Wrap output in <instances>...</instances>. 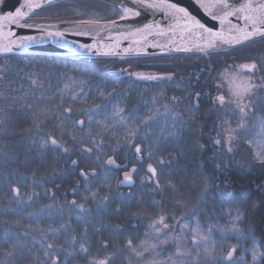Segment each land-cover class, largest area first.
Segmentation results:
<instances>
[{
  "label": "trees",
  "instance_id": "16d2710c",
  "mask_svg": "<svg viewBox=\"0 0 264 264\" xmlns=\"http://www.w3.org/2000/svg\"><path fill=\"white\" fill-rule=\"evenodd\" d=\"M77 4L56 3L59 9L69 10L61 13L57 7H46L41 15L60 22L66 20L68 14L77 16L80 9ZM87 4L95 8L94 11H99L97 5L109 7L93 0ZM110 19L117 17L105 20ZM253 45L256 49H251ZM231 52H237L235 56L241 62H250L249 58L262 61L264 44H248ZM121 61L123 59H70L29 54L0 57V69L6 71L0 73L4 77L0 79V93L4 94L0 98V108L4 109L0 112L3 121L0 123V258L14 244L32 247L34 239L35 248L39 249L40 233L29 231L30 227L35 226L38 218L41 228H58L59 208L65 199L74 198L71 189L83 190L79 169H95L96 176L89 178V187L99 198L107 197V201L99 205V211V200H89L86 205L91 210L88 239L92 256L98 253L96 243L104 241L108 247L99 250L100 257H111L110 264H136L137 255L132 248L142 244L148 223L161 216L169 225L189 216L198 217L201 222L212 221L217 216L224 224L223 214L233 210L238 212V226L245 243L258 247L260 264H264V164L253 159L250 149L241 140L230 144L231 152L223 149L215 128L218 111L207 106V97L200 96L201 104L194 108V91L145 88L142 80L131 78L115 66ZM33 80L37 83L33 84ZM184 93L190 97L192 114L189 116L170 99H185ZM114 106L123 109L121 115L129 124H136L140 136L147 134L149 141H157L161 148L167 149L160 152L171 161L163 167V175L159 177L161 188L167 189L162 193L154 190L144 170L134 163L133 150L126 146L124 139V126L117 124L118 118L112 116ZM100 108H104L103 113ZM65 109L70 112H64ZM79 120H84L83 132L79 130ZM97 121L113 126L102 131ZM89 131L91 139L103 143L92 153H85L82 149L90 146ZM46 133L62 139L70 152L44 151L32 144L33 139ZM217 139L221 140V145L214 143ZM113 150L118 154L114 155ZM108 156H113L117 164L126 165L129 171L134 166L137 168L131 187L121 186L125 169L107 165ZM26 159L28 164L24 163ZM72 160L79 165L75 171ZM13 187H19L25 197L33 192L40 196L31 202L17 203L11 191ZM52 193L56 201L49 210L44 206L53 203ZM49 211L52 215L47 214ZM75 211L78 210L65 206L63 220L68 221L71 216L72 227L79 237L81 227L75 219ZM93 225L100 228V232H95ZM25 232L28 235H24ZM129 239L131 247L127 244ZM59 243H64V239ZM73 264H85V261L77 259Z\"/></svg>",
  "mask_w": 264,
  "mask_h": 264
},
{
  "label": "snow or ice",
  "instance_id": "6c2138e0",
  "mask_svg": "<svg viewBox=\"0 0 264 264\" xmlns=\"http://www.w3.org/2000/svg\"><path fill=\"white\" fill-rule=\"evenodd\" d=\"M107 3L108 0H102ZM195 4L199 9H202L204 14L209 16L213 21H219L221 25L220 30L214 31L212 28L207 27L201 22L190 10L186 7L179 6L177 3L170 2V0H131V4L127 0H117V3L111 4L112 10L116 13L120 21L129 20L131 18H139L146 12L162 14L163 19L161 21H153L152 23H144L142 27L135 28L134 31L127 33H120L119 35L128 38L133 37L131 44L136 45V48H124L122 52L124 54L135 53L136 56L141 55V47L147 44L148 47L153 48H169V50H175L176 52H192L194 49L196 52L203 54L204 56L211 57L217 54L218 50H221L223 46H228L230 50H236L239 47H246L248 44H264V0H194ZM43 7H57L56 0H41V2H35V0H25L23 4L15 9V12H8L6 14H0V54L7 56L13 53L14 47H20L22 44H29L35 42V37H21L19 42L12 41L9 38L14 35L11 31V25H15L17 28H38L40 31L45 30V26L34 25L28 23L32 17L30 13H34L36 9ZM27 9V11H25ZM80 14L83 15V11L80 10ZM236 17L237 19L243 20V26L232 25L229 18ZM101 19L102 18H90L80 19L75 21L79 24L93 25L97 35L101 31ZM116 19H110L103 25V30L109 31V26L117 25ZM166 25V26H165ZM227 25V28L224 26ZM54 27V26H52ZM7 29V31H6ZM179 32L180 39L183 40L187 37H194L195 39L190 43L183 46H178L177 41L174 37ZM171 33V35H169ZM79 34H87L81 32ZM64 33L60 31H48L47 37L63 40ZM149 37H167V41L161 43L156 40H149ZM111 39V37H109ZM3 41H8L4 43ZM95 45L80 44L79 48L85 53H90ZM109 51H105L103 55L108 56L114 53V49L119 48V43L114 45H108ZM100 54L99 50L96 52ZM250 59V62L239 65L241 73H247L246 76L232 75L230 76V87L228 91V97L224 94L215 97V103L217 107L223 108L228 105H234L233 112L239 113L241 119L248 116L249 111L253 107L251 97L254 94L252 89L254 87L264 88V78H261L259 84L253 79L257 73L264 72V62ZM122 72L126 73L130 77H135L136 80L142 81H159L163 79H171V76L163 77L156 75H146L142 73L132 72L128 69H122ZM235 72V69H233ZM3 69H0V73ZM3 75H0V79H3ZM33 84L37 83L36 80L32 81ZM110 94V93H109ZM4 96L0 93V98ZM199 96V94H197ZM177 98L173 97L175 101ZM246 100L248 102H246ZM107 107V106H105ZM4 109L0 108V112ZM100 113L104 112V108H100ZM64 112H70V109H65ZM123 109L114 106L112 116L118 118L117 124L124 126L126 146L133 150L132 159L135 164H139L144 170L147 176L148 182L154 184V190L163 192L166 188H161L159 177L163 175V167L168 165L170 159H165L160 155V152L166 151L167 149L161 148L157 141H149L147 134L140 136L139 128L135 123L129 124L125 117L121 115ZM44 114V113H42ZM64 113H60L63 115ZM0 123H3L0 120ZM143 123H146L144 121ZM102 131H107L113 125L111 123H105L103 121H97ZM79 130L83 132L84 120L78 121ZM39 128V124L36 125ZM89 127H91V120H89ZM260 132L256 141H249V143H255L257 151L255 153V159L264 164V119L259 121ZM87 135L90 137L88 143L89 147L82 149L85 153H92L94 148H100L103 141L97 142L95 139H91L92 132L89 131ZM99 135V133H97ZM76 140L75 137L72 138ZM231 137H229V141ZM83 140H81V143ZM216 145H221V140L217 139L214 141ZM32 144L38 145L41 150L51 149L53 151L69 153L70 149L65 146L62 139L56 138L52 133H46L45 135L39 136L32 140ZM228 152H231V147L227 148ZM113 154L117 155L116 150H113ZM99 160V157H97ZM29 160L24 161L28 164ZM74 166L73 171L79 168L76 160L71 161ZM105 163L116 169L124 168V179L121 181L122 184L131 185L133 183V173L137 172V168L134 166L130 171L127 170L126 165L117 164L116 159L113 156H108ZM146 165V168L144 166ZM155 165V166H154ZM158 168L160 171L158 172ZM35 175V173H33ZM55 175V173H54ZM79 175L83 179V190L79 187L71 189L74 198L72 200L65 199L64 205L58 210V215L61 216V223L58 228L49 226L47 229L41 228L37 222L34 227H30L29 231H37L40 233V248L36 249L35 244L37 241L33 240V246L28 247L22 244H14L10 249L6 250L0 258V264H73V261L77 259H83L85 264H110L111 257L105 255L100 257L99 250H105L108 244L104 241H98L95 247L98 249L96 256H92L91 248L92 244L88 239L89 235V217L91 210L86 206L89 200L93 202L99 200V205L105 204L107 197L99 198L97 192H94L89 187L91 180L90 177L96 176L95 169H79ZM144 182V181H142ZM79 185V181L77 182ZM59 187V185H56ZM14 194L13 198L17 203H23L25 200L31 202L34 197H39L40 193L33 192L28 194L26 197L21 194L19 187H13L11 189ZM48 194V190H46ZM53 203L44 206L51 210L55 206L56 197L52 193L50 195ZM159 203V202H156ZM75 211V219L81 227V233L79 237L75 234L76 230L72 227L71 216L68 221L63 220L64 207ZM155 206V204L153 205ZM48 215H52L49 211ZM31 216H36V213H30ZM238 218V217H237ZM182 229L188 225L183 221H180ZM161 225L162 228L167 229L170 225L166 222L165 218L161 216L158 220L150 224V228L153 232L157 233V239H160L161 228L157 227ZM118 227V226H117ZM95 232H100V228H96L93 225ZM194 235H200L199 224L193 230ZM24 235H28L25 232ZM163 239H160V243H166L168 239V233H163ZM61 238L64 239V243H59ZM238 238H242L239 236ZM200 239H205L203 235H200ZM195 243V240L193 241ZM129 247L132 246V240L127 241ZM67 245V247H65ZM155 248L156 245H152ZM132 251L139 257H143L144 253L148 251L143 245L140 248H132ZM235 249L228 251L226 260L231 261ZM159 255V253H157ZM253 259L259 255L257 249L252 250ZM139 264V261L136 262ZM145 264H158L156 261H146ZM233 264L236 262L233 261Z\"/></svg>",
  "mask_w": 264,
  "mask_h": 264
},
{
  "label": "rangeland",
  "instance_id": "374dc122",
  "mask_svg": "<svg viewBox=\"0 0 264 264\" xmlns=\"http://www.w3.org/2000/svg\"><path fill=\"white\" fill-rule=\"evenodd\" d=\"M77 5L80 7L79 13L77 14L78 17H84L85 19L102 18L101 21H106L105 19L114 17H117L118 19V16H116V13L112 10L110 4H107L109 7L97 5L99 7V11H94L95 8L89 6L87 3H80ZM59 10L61 13H63V10H69V8ZM80 10L83 11V15L80 14ZM90 10L93 11L90 12ZM75 12L77 13V11ZM253 48L256 49L255 45H253L251 49ZM228 51L229 52L226 53L233 56L238 54L237 52H231L232 50ZM157 57L159 56L123 59V61H121L119 64H116L115 66L120 69H128L129 71L137 73H141V70L148 71L151 69L150 67L152 62L162 63L163 65L161 66H166L164 64L166 60L163 59L162 61ZM225 62L226 63L222 62L220 65L221 87L219 95L224 94L227 99L230 87V76H246L248 74L240 72L239 65L245 62H241L239 58H235L233 61ZM233 62L237 65L235 72L233 71L234 68H230L229 65H227L232 64ZM261 62H264V57L262 58ZM4 73H6L5 70H3L2 74ZM261 78H264V72L257 73V75L253 77L257 84H259ZM252 92L254 93L251 97L253 107L249 111L248 116L244 117V119H241L238 112L234 114V105H228L227 107L223 108L217 107L216 111H218V122L215 128L220 134L221 140L224 144L222 146L225 147L223 148L225 151H227V148L230 147V144L237 140H241L250 149L253 159L259 163L255 159V153L258 150L256 144L249 143V141H256L258 139V134L260 132L259 121L264 119V88L254 87ZM159 93L160 90L158 94ZM170 99H173V97ZM177 99L175 101L172 100L173 105H180L184 112H186V110H190V97L188 94H185V99L180 100L183 101V103L177 101ZM246 102L248 101L246 100ZM163 108L165 109L164 105ZM180 112L182 113V111ZM180 112L179 114H181ZM174 116L178 117V114L175 113ZM186 116H188V113H186ZM175 117L173 123L176 122ZM169 136L173 138V134ZM229 137H231L230 141ZM223 215L225 216L224 224L220 223L221 219L217 216H214L212 221L208 222L207 219L205 222H201L198 217L189 216L190 218L188 219L183 220V218H181L175 220L167 229H164L162 226L160 227L158 225L157 227L161 228L160 239L164 238L163 233H168V239L166 243H160V239L156 238L157 233L153 232L150 228V224L152 223H148L146 231L147 234L141 244L147 248L148 251L144 253L143 257L137 256V261H139V264H145L146 261H156L158 264H233V261L236 262V264H260V250L255 245L245 243V240L241 234L238 226V212L228 210L225 211ZM180 221H183L188 226L182 229ZM197 224H199L200 235H203L205 239H200V235L193 234L192 230L196 228ZM239 236H242V238H238ZM194 240L195 243H193ZM152 245H156V247L152 248ZM233 248L235 249V252L233 253L232 260L228 261L226 260L228 251ZM253 249H257L259 252V255L255 258V260L253 259L252 255ZM157 253H159V255H157Z\"/></svg>",
  "mask_w": 264,
  "mask_h": 264
},
{
  "label": "water",
  "instance_id": "95a60500",
  "mask_svg": "<svg viewBox=\"0 0 264 264\" xmlns=\"http://www.w3.org/2000/svg\"><path fill=\"white\" fill-rule=\"evenodd\" d=\"M65 0H56V3L62 2ZM101 1L102 0H96ZM25 0H0V14H6L8 12H15V9L23 4ZM35 2H41V0H35ZM131 4V0H127ZM170 2L177 3L179 6L186 7L194 14L198 19L201 20L207 27L212 28L214 31L220 30L221 25L219 21H213L209 16L204 14L202 9H199L195 4L194 0H170ZM207 2V0H205ZM243 2V0H241ZM105 3V2H103ZM117 0H108L107 4H115ZM43 8H38L34 13H30V16L33 17ZM27 11V9H25ZM163 19L162 14L159 12L151 13L146 12L139 18H131L129 20L120 21L119 18L117 25L109 26V31L103 30V25L108 21H101V31L97 35L95 31V26L93 25H84L76 22H56V23H31L34 25L45 26L44 31L38 30V28H17L15 25H11V31L14 33L9 39L12 41L19 42L21 37L32 36L35 37V42L29 44H22L20 47H14L13 53L8 54L7 56L12 55H41V56H51V57H61V58H70V59H79V58H90V59H130V58H146V57H155V56H169V55H203L195 51L192 52H176L175 50H169V48H153L148 47L147 44H144L141 47V55L136 56L135 53L124 54L122 50L124 48H136L138 46L131 44L133 37L124 38L120 36V33H127L129 31H134L137 27H142L144 23H152L155 21H161ZM232 25L243 26V20L237 19L236 17L229 18ZM54 26V27H52ZM166 26V25H165ZM227 28V25L224 26ZM7 31V29H6ZM48 31H60L64 33L63 40L49 38L47 37ZM81 32L87 33L79 34ZM171 35V33L169 34ZM111 37V39H109ZM167 37H149V40H156L161 43L167 41ZM177 41L178 46H183L190 44L195 38L194 37H185L183 40L180 39L179 32L174 37ZM7 43L8 41H3ZM119 43V48L114 49V53L105 56L103 53L109 51L108 45H114ZM80 44L85 45H95L93 50L90 53H85L79 48ZM99 50L100 54L97 55L96 52ZM230 50L228 46H223L222 51ZM4 54H0V57H4ZM128 184H122V187H131Z\"/></svg>",
  "mask_w": 264,
  "mask_h": 264
},
{
  "label": "flooded vegetation",
  "instance_id": "af4514ba",
  "mask_svg": "<svg viewBox=\"0 0 264 264\" xmlns=\"http://www.w3.org/2000/svg\"><path fill=\"white\" fill-rule=\"evenodd\" d=\"M97 2H101V1H97ZM62 3L64 4L90 3V0H65L62 1ZM41 11L38 12L36 15H34L30 20H28V23H55L52 21L53 19L47 20L46 19L47 17L41 18L42 16ZM80 19H85V18L68 14V18H66V20H61L60 22H75ZM226 52L229 51L217 52V54H214L211 57L198 55V54H193V55L176 54L170 56H159L157 57L158 59H161L162 61L163 59L166 60L164 62L166 66H161L163 65L162 63L152 62L150 67L151 69H149L148 71L141 70L140 72L146 75H156L163 77L171 76V79L166 78L159 81H143L144 82L143 86L145 88H150V89H163L165 87L168 88L169 91H175L181 89L183 91H194L195 94H194V98L192 99V102H194L195 105L194 108H199V104H201L200 96L204 95L205 98L207 97L206 99L207 106L213 108V110L216 111L217 105L214 101H215V97H217L220 94V87H221L220 65L222 64V62L226 63L225 61L228 62L233 61V59L237 57L230 55ZM172 56H176V57H172ZM184 56H188V57H184ZM227 65H229L230 68H234V69L237 67V65L234 62L232 64H227ZM203 91H205L206 94L205 93L203 94ZM197 94H199V96H197ZM180 102L183 103V101ZM186 113H188L189 116L190 114H192V111L186 110Z\"/></svg>",
  "mask_w": 264,
  "mask_h": 264
}]
</instances>
